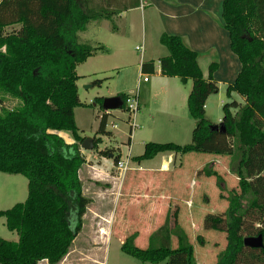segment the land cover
<instances>
[{
	"label": "trees",
	"instance_id": "16d2710c",
	"mask_svg": "<svg viewBox=\"0 0 264 264\" xmlns=\"http://www.w3.org/2000/svg\"><path fill=\"white\" fill-rule=\"evenodd\" d=\"M112 14L90 8L89 0H0V91L20 101L18 107L6 109L0 99V171L21 174L28 181L25 201L0 210L6 227L17 235L14 241L0 238V264L44 260L59 264L82 228L91 200L84 195L78 175L86 161L80 152L84 137L74 118V109L83 105L76 67L106 49L80 42L79 32L90 21ZM222 18L230 49L241 63L226 96L236 93L243 102L224 103L221 123L225 131L214 129L205 116V103L218 89L212 77L216 65H210L204 78L197 53L181 37L162 33L159 42L168 54L159 58L160 73L191 79L187 109L195 125L190 143L147 142L135 160L162 152L229 156V171L238 178V191L231 189L224 195L222 176L210 165L203 169L206 176L215 177L219 197L227 201L223 216L205 217V228L226 230L227 243L215 264H264V0H223ZM14 25L19 28L7 32ZM154 68V61L143 62L141 73L152 74ZM101 83L102 79L92 81L93 85ZM117 96L123 110L128 94ZM103 99L94 97L90 106L101 108ZM107 118V114L100 117L96 134L111 137ZM62 131L70 134L73 143L57 134ZM98 142L93 136L92 148L101 156L112 154L116 164L119 153L113 148L98 150ZM259 235L261 247L244 245V238ZM135 238L136 233L129 235L121 249L141 264H156L179 253L185 255L186 264H196L194 247L178 223L177 210L166 215L146 248L136 246Z\"/></svg>",
	"mask_w": 264,
	"mask_h": 264
},
{
	"label": "crops",
	"instance_id": "0c3cea01",
	"mask_svg": "<svg viewBox=\"0 0 264 264\" xmlns=\"http://www.w3.org/2000/svg\"><path fill=\"white\" fill-rule=\"evenodd\" d=\"M136 3H138V6H134ZM222 4L223 0H89L90 8L96 10L105 9L113 14L109 17L90 21L86 25V29L79 32L80 42L88 43L95 47L103 46L106 51H98L88 57L83 63L77 65L76 73L79 76V79L81 76L83 77V75L79 74L78 69L85 66V64L98 67L97 69L94 68L95 70L91 72L93 75H97L100 72L123 68V65H126L130 61L126 52L128 36L133 34L135 30L139 28L142 40L140 45L143 46V49L138 50L137 47L139 45L135 46V50L140 52L136 64V71L139 77L138 85L135 89L129 88L126 92L119 93H126L128 95L133 93L136 94L139 103V111L142 106L148 108L150 101L160 97L161 106L165 110V124L176 131H183V123L181 121L183 112L181 111V113H179V108L182 107L183 104L187 106V97L192 87V81L191 79L182 81L179 77H167L161 75L158 61L160 57L166 56L168 51L163 46L167 51L165 53L163 49L160 47L158 48V45H156V50H153L151 42L147 43V33L145 32V23H147L160 46L159 37L162 33L181 37L183 42L197 53V62L204 78H208L210 65H216L212 77L217 83L218 89L208 96L205 103V116L209 120L208 111L211 110L212 105L217 104L218 107H221L226 100L230 101L231 99L243 102V98L236 93H231L230 98L226 96V88L235 81L240 72L241 63L238 57L230 49L229 35L223 26ZM139 22L142 28L141 26H138ZM89 28H91V31H88ZM149 47H151V52L156 53L155 56L151 55L153 53L150 54ZM150 60L155 63V71L152 74H146V77L149 76V78L144 81V74L141 73V65L143 62ZM79 79L76 82L78 94ZM91 82L92 81L89 83ZM92 86V83L90 86L84 85L85 89ZM141 92L143 95H141ZM222 95H225L226 99H223ZM213 96H216V99H211L214 98ZM99 97L105 96L101 95ZM92 99H89L88 102H83L80 99L83 105L74 109L75 123L78 127L80 136L84 137V139H92L93 137L85 134L84 129L78 124L76 110L77 108L89 105L92 102ZM93 107L97 109L96 105H93ZM115 111L116 110L95 111L96 122L92 129L93 132H95V138L100 139V142L97 144L98 150H103L104 148L116 149L118 150L116 153H119L120 155L119 159H124L120 152L121 148L118 142V135L114 130V128H117V124L110 123V118L116 116L117 118H120L118 120H121L126 124L127 122L125 118L121 119L123 117L117 115ZM103 114L108 115L106 129L112 133L111 137L96 134L100 117ZM221 118L222 114L219 116L217 124H214L213 122L211 123L213 125H219L221 123ZM188 122L190 123L189 127L192 135L195 121L188 120ZM139 127L141 129V125L138 124V128ZM184 132L186 134L187 128H184ZM57 134L61 136L66 143H73V139L68 132L62 131L57 132ZM124 144L127 145V151L129 152V164H134V166L131 167L132 169L138 173L158 174V176H155L151 182V188L153 190L149 199L150 201L152 200L151 206L154 207L156 211L159 210V215H162V217L164 216V218L150 231L145 242V248L148 246L149 236L163 224L166 215L170 214L169 212L172 206L178 212V223L183 215V207H185L186 212L188 213L187 216L189 217L203 216L205 218L207 215L219 214L217 213V207L213 206L211 209L208 208L209 205H211L210 196L207 192L208 189H214L217 193L216 196H218L216 179L214 176H206L203 169L206 165H214L212 169L223 176L222 173L218 171L219 169L217 166L219 161L221 162L224 156L227 155L211 154V156L206 157L202 162H198L200 163L199 165L188 169L185 168L187 163H185L183 157H181L182 155L180 156L179 154L172 152L158 153L153 158L141 161L135 160V157L139 155H131V149L134 145L133 135L131 139L126 138ZM144 145L145 143L143 144V150ZM80 152L85 157L86 161L78 172L80 180L83 168L92 176L90 177L94 182H100L106 179L113 181L119 179L110 175V172L115 168L111 156L112 154L101 156L94 149L86 150L83 149L81 145ZM187 154H184L183 156L185 157ZM227 173L230 174L228 171ZM124 177L126 178V176ZM120 183H113V185L106 191H101L104 192L105 200L110 198L109 202L106 200V203L108 202L107 204H109V208L104 210L97 208L98 210H95V205L91 207L93 205L92 201L87 206V210L83 215H90L93 218L94 225L92 230L95 237L100 241H105L111 236L113 228L111 226H113L116 216L115 205L123 194V180H120ZM176 191L182 192L185 199L180 201V198L177 197ZM220 199L219 201H226L225 199ZM97 222L100 223L98 226H96ZM133 233H136L134 243L136 246H139V234L137 230H132V232L130 234L128 233L124 239ZM124 239H121L120 242ZM94 240V246H99L96 239ZM41 262L47 261L44 260ZM41 262L39 264H41ZM62 262L63 260L59 264Z\"/></svg>",
	"mask_w": 264,
	"mask_h": 264
},
{
	"label": "rangeland",
	"instance_id": "374dc122",
	"mask_svg": "<svg viewBox=\"0 0 264 264\" xmlns=\"http://www.w3.org/2000/svg\"><path fill=\"white\" fill-rule=\"evenodd\" d=\"M141 26L140 22L139 25ZM19 25H14L7 28V32L11 30L18 29ZM142 28V26H141ZM88 31H91L89 28ZM145 32L147 33V43L151 42L153 50H156V45L165 51V48L158 44L157 40L153 35V31L150 30L149 24L145 23ZM141 31L138 28L135 32L128 36V43L126 46V52L129 56V63L123 65V68L118 70H109L105 72H100L97 75L91 74L95 66H85L78 69L81 76L78 81L79 86V96L80 99L84 102H88L89 99L94 97H99L101 95L107 97H113L119 92H126L129 88H136L138 85L139 77L136 71V64L138 62L140 52L135 50V46H141ZM150 54L155 56V52H151V47H149ZM149 54V53H147ZM97 63V62H96ZM95 63V64H96ZM101 66V65H100ZM101 70V69H100ZM90 74V75H89ZM149 78V76H147ZM96 79H102L100 85H93L92 87L85 89V86H90V81ZM142 80V77H141ZM141 95L143 93L141 92ZM216 99V96H213ZM223 99H226L225 95H222ZM0 99L3 102V107L6 109H14L20 105V101L11 97L10 95L0 91ZM229 101V100H228ZM227 100L225 101L228 102ZM93 102V99H92ZM85 105L82 108H77L76 117L78 124L81 128L84 129L85 134L93 137L95 132H93V125L96 122V112L95 111H104V109L97 106L95 109L93 106ZM222 106L218 107L217 104L211 106V110L208 111V118L210 122L217 124L219 116L223 113ZM183 112V117L181 119L183 123V131H176L171 129L165 124V110L161 106V98L157 97L150 101L149 107L142 108L137 113V123L141 125V129L136 128L133 132L134 145L131 149V155H140L143 152V144L147 142L155 143H168L172 142L175 144H187L191 142V131L190 123L188 120L193 121L189 116L187 111V106L185 104L179 108V113ZM117 115L123 117L121 119H127V113L118 109L115 111ZM153 118V119H152ZM116 116L110 118V123L117 124V128H114L118 135V142L120 144V152L122 157L128 153L127 145L124 144L127 138V124L121 120H118ZM184 128H187L185 134ZM116 152L118 150L115 149ZM181 156V155H180ZM211 156V154H202V153H192L187 154L185 157L182 155L183 160L185 161V168H194L199 165L206 157ZM187 157V158H186ZM198 161H197V160ZM229 156H224L223 160L218 163V171L222 173V178L224 181L223 191L224 195H227L231 189L238 191V178L229 171ZM187 161V162H186ZM134 164H129V169L123 174L120 175L119 171L114 168L110 175L114 178L117 177L120 180H123V194L121 195L120 200L115 205L116 216L114 219V224L111 231V236L105 241L98 240L95 237L93 228V218L90 215L83 216V224L79 234L74 239L69 253L64 258L61 264H141L136 258L126 254L122 251L121 245L124 242L126 235L132 232V230H137L138 237V247L145 248L146 239L152 229H154L159 222L162 221L164 216L160 214L159 210H155L151 206L152 200L150 201L149 197L152 194L151 182L155 176H158L149 173H138L131 167ZM210 166L213 168L214 165ZM115 167V166H114ZM188 171V170H187ZM230 172V174L227 173ZM86 169L81 171V180L83 184L84 195L87 196L91 202L93 201L94 209L104 210L109 208L110 198H107L108 202L106 203L104 192L113 183H120L119 179L113 180H102L100 182L95 181L90 177ZM126 176V178L124 177ZM124 177V179H123ZM27 178L21 174H9L0 171V210H7L14 206L17 203H22L27 198ZM122 183V182H121ZM120 183V184H121ZM217 186V185H216ZM166 188V187H165ZM218 189V196L214 189L209 188L208 193L210 196L211 205L208 208L213 206L217 207V215H222L227 207V201H219V193L221 190ZM177 197L185 199V196L182 192H177ZM219 198V199H218ZM221 200V199H220ZM222 203V204H221ZM98 208V209H97ZM183 215L179 221V224L182 226L186 232L188 239L192 246L194 247V257L196 264H215L217 261L218 254L226 246V230H212L207 229L205 224V218L187 216L185 207H183ZM175 208L172 206L170 208V215L175 212ZM100 212V211H99ZM165 212V211H164ZM223 216V215H222ZM172 218V217H171ZM100 223L97 222L96 226ZM200 236V240L197 237ZM0 238L14 241L17 238V235L14 231H10L5 224V217H0ZM98 242L99 246H94L95 240ZM121 239H124L122 242ZM177 246V240L175 237L172 238V247ZM186 264V258L184 254H176L171 256L168 260L160 261L156 264ZM41 264H48L47 262H41Z\"/></svg>",
	"mask_w": 264,
	"mask_h": 264
},
{
	"label": "built area",
	"instance_id": "2783aa9c",
	"mask_svg": "<svg viewBox=\"0 0 264 264\" xmlns=\"http://www.w3.org/2000/svg\"><path fill=\"white\" fill-rule=\"evenodd\" d=\"M137 49L142 50L143 46H138ZM143 80H147L146 75H144ZM124 110L127 113V138L131 139L134 130L138 128L136 115L139 112V103L136 94L133 93L127 96L124 102ZM129 162L130 156L128 152L124 159H119L118 162L115 164V168L119 171L120 175H123L129 169Z\"/></svg>",
	"mask_w": 264,
	"mask_h": 264
},
{
	"label": "water",
	"instance_id": "95a60500",
	"mask_svg": "<svg viewBox=\"0 0 264 264\" xmlns=\"http://www.w3.org/2000/svg\"><path fill=\"white\" fill-rule=\"evenodd\" d=\"M122 105H123V102L119 96L104 98L103 102H102V108L104 110H118V109H121ZM213 128L218 129L222 132L225 131V128H224L222 123H220L219 125H213ZM81 147L83 149H86V150L93 149L92 148L93 147L92 146V139L85 138L81 144ZM244 245L254 247V248L261 247L262 246L261 235H259L257 237H246V238H244Z\"/></svg>",
	"mask_w": 264,
	"mask_h": 264
}]
</instances>
